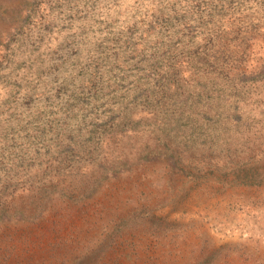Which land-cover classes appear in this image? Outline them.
I'll list each match as a JSON object with an SVG mask.
<instances>
[{
    "label": "rangeland",
    "instance_id": "obj_1",
    "mask_svg": "<svg viewBox=\"0 0 264 264\" xmlns=\"http://www.w3.org/2000/svg\"><path fill=\"white\" fill-rule=\"evenodd\" d=\"M0 264H264V0H0Z\"/></svg>",
    "mask_w": 264,
    "mask_h": 264
}]
</instances>
